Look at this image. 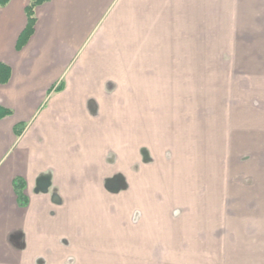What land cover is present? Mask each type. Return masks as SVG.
Segmentation results:
<instances>
[{
    "label": "crops",
    "instance_id": "0c3cea01",
    "mask_svg": "<svg viewBox=\"0 0 264 264\" xmlns=\"http://www.w3.org/2000/svg\"><path fill=\"white\" fill-rule=\"evenodd\" d=\"M29 2L0 6V264H264L263 158L212 178L141 161L205 72L264 148V0H48L17 49Z\"/></svg>",
    "mask_w": 264,
    "mask_h": 264
},
{
    "label": "rangeland",
    "instance_id": "374dc122",
    "mask_svg": "<svg viewBox=\"0 0 264 264\" xmlns=\"http://www.w3.org/2000/svg\"><path fill=\"white\" fill-rule=\"evenodd\" d=\"M199 76L198 82L189 79L187 99L183 105L173 106L170 125L157 132L160 137L154 151L142 155L141 161L157 162L153 168L159 177L173 171L188 177H240L243 164L264 159V153L259 152L264 148L253 136L252 123L244 118L251 112L250 100H233L234 91L229 98L217 72ZM253 107L258 109V105Z\"/></svg>",
    "mask_w": 264,
    "mask_h": 264
},
{
    "label": "trees",
    "instance_id": "16d2710c",
    "mask_svg": "<svg viewBox=\"0 0 264 264\" xmlns=\"http://www.w3.org/2000/svg\"><path fill=\"white\" fill-rule=\"evenodd\" d=\"M9 1L10 0H0V6H5L6 4H8ZM45 1H48V0H30V2L26 5L25 11L27 14V24L17 39V43H16L17 49H20L23 47V45L27 42V40L31 36L32 32L34 31V26H35V22H36L35 9H36L38 4H41ZM0 66H6V68L8 69V72H7L8 75L7 76H9V68L7 67V65L0 63ZM55 88L58 90L61 89L62 84L57 85ZM11 112H12L11 109H5V108L3 109L2 108L0 111V117L4 116L6 114H10ZM26 126H27V122L17 123L15 125L16 134L20 135ZM13 183H14L15 191L17 193V200H18L19 204L22 206H26L29 203V197L25 192V186H26L25 179L23 177L18 176L14 179Z\"/></svg>",
    "mask_w": 264,
    "mask_h": 264
}]
</instances>
